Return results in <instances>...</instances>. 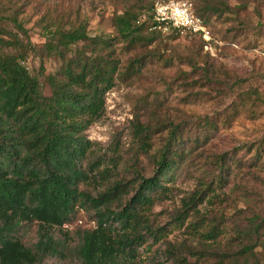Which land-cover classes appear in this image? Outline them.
<instances>
[{"label":"rangeland","instance_id":"374dc122","mask_svg":"<svg viewBox=\"0 0 264 264\" xmlns=\"http://www.w3.org/2000/svg\"><path fill=\"white\" fill-rule=\"evenodd\" d=\"M153 1L0 0V26L6 37L34 45L26 64L47 95L49 75L67 61L49 52L52 31L84 25L89 37L71 44L67 57L117 63L105 109L83 131L91 146L82 161L89 177L80 189L93 196L115 190L112 208H122L143 177L157 172L169 142L176 151L163 187L143 209L154 227L168 231L139 246L140 264H264V0H210L215 11L207 0H194L210 39L152 28L123 38L116 15L129 8L145 19ZM205 189L208 195L177 221ZM96 211L80 200L69 221L49 227L57 252L37 247V219L22 222L16 233L37 252L33 264H81L79 247L84 231L97 224ZM252 218L261 228L247 235L242 229ZM210 223L223 227L215 240L200 233ZM250 243L255 254L239 253Z\"/></svg>","mask_w":264,"mask_h":264},{"label":"trees","instance_id":"16d2710c","mask_svg":"<svg viewBox=\"0 0 264 264\" xmlns=\"http://www.w3.org/2000/svg\"><path fill=\"white\" fill-rule=\"evenodd\" d=\"M209 1L205 7L218 9ZM154 3L142 20L129 8L116 15L115 24L123 38L133 40L144 28L166 32L153 28ZM12 19L23 26L16 16ZM5 34L0 26V264L36 262L37 252L16 233L28 220L40 221L37 247L57 252L49 227L69 221L80 200L91 201L97 209V224L84 231L79 247L81 264H140L139 246L149 235L157 241L168 231L166 225L154 227L143 209L151 207L153 193L163 187V176L173 167L176 151L169 142L157 160V172L143 177L122 208H112L115 190L93 196L80 189V183L89 177L82 161L91 146L83 131L102 115L106 92L114 86L117 63L105 65L92 56L67 57L71 44L89 37L84 25L52 31L55 40L47 42L49 52L56 50L67 61L58 73L49 75L52 93L47 95L39 75L26 64L34 45ZM145 127L139 125L140 130ZM207 192L200 191L192 205L176 215L177 221L182 223L190 206L202 201ZM253 221L242 229L247 235L260 231L261 225ZM208 227L200 231L207 238L215 240L223 232L220 223ZM255 245L244 244L239 253L255 254Z\"/></svg>","mask_w":264,"mask_h":264},{"label":"built area","instance_id":"2783aa9c","mask_svg":"<svg viewBox=\"0 0 264 264\" xmlns=\"http://www.w3.org/2000/svg\"><path fill=\"white\" fill-rule=\"evenodd\" d=\"M153 28L199 34L210 39L211 33L204 18L197 12L194 0H155L151 9Z\"/></svg>","mask_w":264,"mask_h":264}]
</instances>
